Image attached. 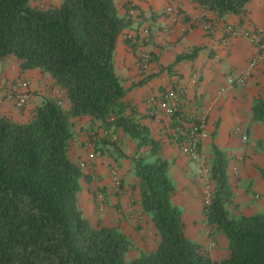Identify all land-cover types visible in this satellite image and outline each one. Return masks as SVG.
Instances as JSON below:
<instances>
[{"label":"trees","instance_id":"1","mask_svg":"<svg viewBox=\"0 0 264 264\" xmlns=\"http://www.w3.org/2000/svg\"><path fill=\"white\" fill-rule=\"evenodd\" d=\"M190 1L220 19L247 12L248 0ZM133 18L120 15L115 0H61L58 5L0 0V59L13 57L21 72L47 73L57 87L25 123L0 114V264H264V212L233 214L228 209L233 203L228 164L215 147L209 165L214 193L204 218L209 235L227 241V254L214 260L187 237L182 212L172 202L175 188L168 162L159 155L161 143L124 100L127 90L114 69L116 41ZM195 52L175 62L191 60ZM253 114L264 119V98L256 100ZM82 117L109 131L94 139L99 150L116 148L112 135L118 129L136 142L131 158L135 188L159 241L135 259H126L132 241L125 233L92 224L78 206L85 175L69 152L72 119Z\"/></svg>","mask_w":264,"mask_h":264},{"label":"crops","instance_id":"2","mask_svg":"<svg viewBox=\"0 0 264 264\" xmlns=\"http://www.w3.org/2000/svg\"><path fill=\"white\" fill-rule=\"evenodd\" d=\"M115 3L120 15L126 13L127 4L136 8L132 25L119 35L113 55L115 73L127 90L124 100L138 121L161 143L159 155L168 162L175 188L172 202L182 212L187 237L200 244L214 260L223 259L227 241L222 235H209L202 181L196 174L195 163L180 152L174 138L179 136L178 121L204 115L208 164L214 156L213 147L229 157L227 171L233 203L228 209L233 214L252 215L258 208H264V178L259 171H264V119L258 120L253 114L256 100L264 98V63L257 65L243 86L235 85L219 93L226 87V78L244 71L257 53L255 43L244 33L254 35L257 30H264V0H248L243 17L228 15L222 19L190 0H115ZM168 8L178 15L176 22L171 21ZM138 29H148L149 34L144 50L152 58L146 74H141L136 65L138 48L129 46L125 39L127 34L136 35ZM195 50L193 59L175 62L176 57L193 54ZM14 66L17 74L1 76L0 91L19 80H28L32 100L22 111L6 102L0 106V114L21 123L24 117L29 119L44 97L56 93L57 87L52 86L51 80H44L37 69L21 72L17 61ZM146 76L148 79L143 82ZM169 90L180 97L177 115L172 119L157 111L159 101ZM58 95L62 96V107L68 109L65 94L59 91ZM26 110L28 115L24 114ZM72 123L74 137L69 156L73 163L85 164L81 170L86 177L80 179V186L87 193L81 197L86 218L92 224L117 227L131 241L152 238L157 245L159 237L150 218L142 213L135 188L137 179L131 158L136 142L118 129L112 135L118 141L116 148L99 146V150L92 136L93 128H100L98 123L92 125L89 117L74 118ZM242 136L247 137L245 143ZM113 169L121 178L119 186L112 181ZM198 188L200 193H196Z\"/></svg>","mask_w":264,"mask_h":264},{"label":"built area","instance_id":"3","mask_svg":"<svg viewBox=\"0 0 264 264\" xmlns=\"http://www.w3.org/2000/svg\"><path fill=\"white\" fill-rule=\"evenodd\" d=\"M129 16L134 17L136 10L135 8L130 6L128 10H126ZM167 13L172 15L171 21L176 22L178 20V15L172 11L171 8L167 9ZM244 36L249 38L253 43H255L257 47V53L255 56L248 62L247 68L239 73L238 75L228 76L226 78V87L221 88L219 91L224 93L227 88L237 86H243L246 80L249 78L252 71L257 67L258 64L264 63V30H257L256 34L250 35L249 33H244ZM126 41H129L130 44L135 45L138 48V60H137V68L141 74H146L149 69V65L151 62V54L150 52L144 50V46L149 42V34L147 29H138L136 31V35H125ZM31 85L28 80H19L16 83H13L0 91V106L4 103H12L14 107L18 109L23 108L30 98L31 95ZM180 101V97L174 91H166L162 100L159 101L157 106V111L159 113H163V115L167 118H175L177 115V103ZM179 127L176 128L179 136L174 138V141L177 142L179 146V150L182 154H184L188 159L196 165V174L200 176L199 178L202 181V196H203V205L207 207L210 205L211 200L213 198V183L212 176L210 171V166L208 164V157L206 153V120L204 115L187 119V121H178ZM109 136V131H105L103 129H94L92 132V136L94 139L97 136ZM114 139V138H113ZM242 142L245 143L247 141L246 136H242ZM94 156L91 155L90 157ZM81 167H84L85 164L81 163ZM112 181L115 186H119L120 179L118 173L115 169L111 171Z\"/></svg>","mask_w":264,"mask_h":264},{"label":"rangeland","instance_id":"4","mask_svg":"<svg viewBox=\"0 0 264 264\" xmlns=\"http://www.w3.org/2000/svg\"><path fill=\"white\" fill-rule=\"evenodd\" d=\"M51 2H53L55 5H58L61 0H51ZM49 2H47V4H49ZM31 5H40L38 2H33L31 3ZM43 5H46V2L43 3ZM135 17V16H134ZM14 61H16L13 57H6V58H1L0 59V75L1 76H7V77H11L13 75H16V71H14ZM34 71V70H33ZM37 71H40L37 69ZM43 79L46 81L51 80L50 76L47 73H43ZM32 97V96H31ZM31 98L30 100H28V104L27 106L31 103ZM25 115L29 114V110H26ZM28 119H26V117L23 118V120L21 121V123H25L27 122ZM229 157H226L227 160V164L229 162ZM196 187L199 185L198 183L195 184ZM201 187V186H200ZM82 190V193H80ZM196 193H200L199 192V188L196 189ZM87 196V193L83 191V189H81L80 186V191L77 194V200H78V206L80 208V210L82 211L83 215L85 217H87V212H86V208L84 207V205L81 202V197H85ZM202 201H203V196H202ZM93 211V210H92ZM264 212V208H258L254 214H259V213H263ZM149 240V241H148ZM147 241H134L132 240V247L130 248L129 252L126 254V259L130 260V259H135L137 257H139L141 255V253H143V251H149L155 248V244H154V239H148Z\"/></svg>","mask_w":264,"mask_h":264}]
</instances>
